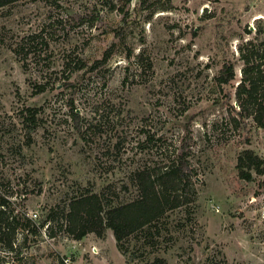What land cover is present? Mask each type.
<instances>
[{"label": "rangeland", "instance_id": "1", "mask_svg": "<svg viewBox=\"0 0 264 264\" xmlns=\"http://www.w3.org/2000/svg\"><path fill=\"white\" fill-rule=\"evenodd\" d=\"M250 54L264 69V0L0 8V202L41 223L85 190L111 185L115 204L133 199L131 173L168 163L183 145L196 170L190 202L129 238L125 254L110 229L78 241L45 225L18 232L12 252L0 242L1 264H264V174L246 181L237 168L248 149L264 163V128L239 115L235 96ZM225 65L229 85L217 80Z\"/></svg>", "mask_w": 264, "mask_h": 264}, {"label": "trees", "instance_id": "2", "mask_svg": "<svg viewBox=\"0 0 264 264\" xmlns=\"http://www.w3.org/2000/svg\"><path fill=\"white\" fill-rule=\"evenodd\" d=\"M18 1L20 0H0V8ZM147 1L142 0L144 3ZM82 19L84 18H81V21ZM93 23L94 19L91 24ZM111 51L112 48L105 52L101 60L95 61L89 67L90 72L104 67ZM252 56L251 54L243 55L245 66L235 96L239 104V115L241 117L252 116L254 122L264 128V69L261 64L253 63ZM77 68L87 67L84 61L79 60ZM234 77L233 67L225 65L217 80L220 84L229 85ZM27 112L30 116L27 120L36 126L38 110L28 108ZM72 113L77 129L80 130L79 114L75 110H72ZM188 136L189 134L186 138ZM189 138L191 140V137ZM189 147V145H183L177 149L176 155L174 153L173 159L170 158L168 163L164 160L160 166H145L132 172L130 184L135 188L136 195L127 202L115 204L108 199V195L114 190L111 185L101 193L85 190L72 197L59 216L55 209H51L46 219L37 223L24 211L15 213V210L10 208L9 201L2 199L0 202V242L7 251L12 252L16 250L18 232L37 235L45 225H47L46 230L50 237H56L57 228L78 241L89 234L101 238L105 231L110 229L113 232L117 249L125 254L127 252L126 242L129 238L139 232L151 230L167 212L190 202L187 197L191 194L196 170L189 159ZM263 164V160L254 151L250 149L242 151L237 160L240 178L252 181L253 172L263 175ZM127 188V186L123 187L124 190ZM145 264H166V260L156 258Z\"/></svg>", "mask_w": 264, "mask_h": 264}]
</instances>
